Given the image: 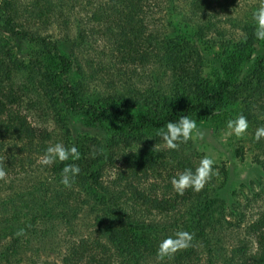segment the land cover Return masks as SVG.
I'll return each mask as SVG.
<instances>
[{"label": "trees", "instance_id": "trees-1", "mask_svg": "<svg viewBox=\"0 0 264 264\" xmlns=\"http://www.w3.org/2000/svg\"><path fill=\"white\" fill-rule=\"evenodd\" d=\"M240 1L192 0L191 14L204 22V27L197 31L198 35L205 36L206 32L214 30L216 22L233 12ZM168 2L0 0V34L38 46L47 58L51 57L55 61L58 68L56 72L48 69L42 71L37 65L42 66L37 58L30 60L29 66L25 67L12 59L7 47H0V167L4 166L1 163L4 154L9 151L12 155L18 143L27 147L26 151L35 150L36 133L27 124L26 118L15 109L30 94H36L39 101L45 103L49 115L58 119L61 118L62 107L70 111L84 110L94 123L113 118L122 132L126 133V136L117 138L118 141L112 140L110 149L86 146L85 151H80L78 148L80 159L74 163L80 167L81 172L72 185L80 189L82 194L78 196L82 198L74 195V191L69 188L58 185L57 193L53 191L49 199L44 198L40 209L34 214L33 222L37 219V224L44 227L50 223V219H47L50 215H54L58 221L70 223L71 219H77L80 212L90 209L98 239L95 243L79 242L74 254L64 259L62 264H177L181 261L191 264L196 253H184L171 258L159 257L158 240L179 231L177 220L171 224L167 219L176 218L182 208L196 207L198 203L205 205L210 197L204 198L203 190L196 192L189 188L183 194H178L173 189L171 178L186 167L194 168L186 153L189 142L181 144L177 150L160 149L165 144L156 136V132L168 120H178L184 115L213 116L215 111L212 107L236 101L243 93H247L248 102L245 116L258 117L260 114L261 118L264 117V57L256 60L248 79L240 86L222 81L217 88H208L200 76V53L195 45L187 40H172L167 45H160L158 29L147 35L149 18L155 20V16ZM80 3L90 6L89 21L110 42L123 62L129 66L154 63L157 68L167 72L168 90L165 94L151 90L140 92L136 89L109 96L103 102L104 106L99 101L89 104L78 98L72 87L73 61L62 54L58 42L52 41L42 32L57 19V11L62 15V12ZM253 30L254 26L247 22L242 27L241 31L245 33L242 48L253 50L264 47V41H257ZM84 36V32H79L75 40H79L80 44ZM218 43L225 42L220 40ZM22 75L28 79L25 82L17 81ZM254 106L258 109L255 110ZM131 107L146 108L149 115L138 123L134 116L125 114ZM146 136L153 137L152 142H149L156 144V147L138 148L139 152H133L132 149L147 140ZM119 141L123 144L122 152H127L124 156L116 155L122 146ZM128 148L131 150L126 151ZM41 151H44L43 148ZM31 158L26 159L30 166ZM11 160L13 164L9 169L14 165L21 169L25 167L23 160ZM66 163L73 161L59 162L50 167V178L61 177V169ZM108 168L117 173L110 185L104 180V171ZM4 169L8 172V166ZM163 174L169 180L161 186L165 191L159 192L153 188L156 185H152L150 180ZM46 201L52 204H44ZM151 215L167 219L160 224L148 220ZM17 230L12 227L8 233L14 234ZM248 231L253 236L255 251L241 253L235 264H264V210L249 224ZM40 233L46 234L47 229L42 228ZM22 236L13 238L12 244L6 246V250L2 251V260L9 263L10 253L18 248ZM202 251L207 252L208 245L203 246ZM208 262L212 264L211 258H208Z\"/></svg>", "mask_w": 264, "mask_h": 264}, {"label": "rangeland", "instance_id": "rangeland-1", "mask_svg": "<svg viewBox=\"0 0 264 264\" xmlns=\"http://www.w3.org/2000/svg\"><path fill=\"white\" fill-rule=\"evenodd\" d=\"M191 1L169 0L155 16V20L149 18L147 35L158 29L160 45H167L172 40H187L195 45L200 53V76L208 88L215 89L222 81L240 86L248 79L256 60L264 57V47L253 50L241 47L242 37L245 35L241 31L242 27L246 22L254 26L251 13L264 0H241L240 5L225 19L216 22L215 29L206 32L205 36L197 33L200 27H204V22L191 14ZM88 7L90 8L80 3L75 8L62 12V15L57 11V19L46 29V33L42 32L52 41L58 42L62 54L73 61L72 87L78 98L89 104L99 101L104 106L103 102L109 96L136 89L140 92L151 90L157 94H165L168 90L167 72L157 68L154 63L129 66L123 62L110 42L89 21L91 10ZM62 8L65 10L64 6ZM79 32L85 34L80 44L79 40H75ZM220 40L225 43H218ZM2 46L8 48L13 60L21 62L25 67L29 66L30 60L37 58L42 66L37 65L42 71H58L55 61L51 57L47 58L41 48L34 44L0 34V47ZM26 79L27 76L22 75L17 81L25 82ZM39 99L36 94H30L15 108L36 133L35 150L26 151L27 147L18 143L12 155L9 151L5 156L2 155V167L8 166V172L4 179H0V264H62L64 259L74 254L79 242L95 243L98 234L90 209L80 212L77 219H71L70 223L58 221L54 215L47 217L50 223L44 227L37 224V219L33 222L34 214L40 209L43 199H49L53 191L57 193L58 185L66 188L60 183L61 177L50 178L48 170L54 164L45 166L40 160L45 149L57 142L66 147L75 145L80 151L86 146L101 150L110 149L112 140L118 141L117 138L126 136L113 118L94 123L84 110L70 111L62 107V115L58 119L49 115L45 103ZM247 104V93H243L236 101L212 107L215 111L213 116H191L197 120L198 133H202L203 138L194 134L186 153L194 167L204 155L212 156L216 161L218 174L203 189L204 198L210 197V204L198 203L196 207L182 208L174 219L154 215L148 218L160 224L166 219L171 224L177 220L179 230L193 234L191 246L178 251L172 255L174 257L192 252L197 255L193 256L191 264H209L208 258H211L212 264H235L241 253L255 251L256 245L248 226L264 210V140L256 142L253 135L257 127L264 125V117L261 118L260 114L258 117H249V129L242 137L229 135L226 128L229 118L240 113L245 115ZM253 108L258 109L257 106ZM147 112L146 108L131 107L125 114L134 116L140 123L149 115ZM152 139L153 137L146 136V141L132 151L137 153L138 148H155L156 144L149 142ZM120 144L122 146L118 147L121 149L116 155L124 156L127 152H122L123 144ZM162 148L167 147L162 145L160 149ZM29 157H32L31 166L26 160ZM11 159L23 160L25 167L21 169L14 165L9 169L13 164ZM159 176L150 182L156 185L153 188L162 192L165 190L161 186L167 184L169 178L166 174ZM116 177V170L108 168L104 171L106 184H112ZM69 189L82 198L78 196L82 194L79 188L72 185ZM44 204L50 206L52 202L46 201ZM10 222L15 226H11ZM12 227L18 230L9 234L8 229ZM42 228L47 229L46 234L40 233ZM21 229L24 230L22 239L18 248L11 251L10 261L7 263L1 258L2 251L12 244L13 238H17V232ZM160 240L162 239L159 238L158 241ZM206 245L208 251L203 253L202 248ZM177 264L189 262L181 261Z\"/></svg>", "mask_w": 264, "mask_h": 264}, {"label": "clouds", "instance_id": "clouds-1", "mask_svg": "<svg viewBox=\"0 0 264 264\" xmlns=\"http://www.w3.org/2000/svg\"><path fill=\"white\" fill-rule=\"evenodd\" d=\"M254 24L253 35L257 41H264V2L251 13ZM226 128L229 135L242 137L249 129V120L247 116L240 113L226 121ZM194 134H199L203 138L202 133H198L197 120L192 119L188 115L181 116L178 120H168V122L157 130L156 136L160 137L166 147L170 150H177L181 144H186L194 139ZM253 139L256 142L264 140V125L255 129ZM80 159V153L75 145L66 147L63 143L57 142L48 146L40 160L45 166H51L57 162L73 161V163L64 164L61 169L60 183L66 188H70L75 182L76 177L80 174V167L74 163ZM215 159L212 156L204 155L200 158L198 165L194 168L186 167L182 172L171 178L173 189L178 194H183L186 189L199 192L204 189L205 185L212 180L218 173L215 168ZM7 175L6 170L0 167V179H4ZM24 230L21 229L17 235H23ZM193 234L186 230L176 231L172 236H167L160 240L157 248L158 256H172L180 250L187 249L191 246Z\"/></svg>", "mask_w": 264, "mask_h": 264}]
</instances>
